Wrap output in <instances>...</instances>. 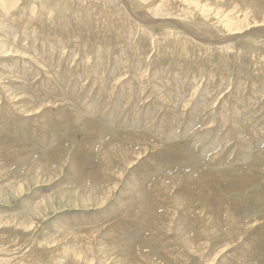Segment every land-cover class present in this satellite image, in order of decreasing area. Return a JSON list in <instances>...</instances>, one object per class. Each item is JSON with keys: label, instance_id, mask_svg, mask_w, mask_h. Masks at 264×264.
I'll use <instances>...</instances> for the list:
<instances>
[{"label": "rangeland", "instance_id": "1", "mask_svg": "<svg viewBox=\"0 0 264 264\" xmlns=\"http://www.w3.org/2000/svg\"><path fill=\"white\" fill-rule=\"evenodd\" d=\"M0 264H264V0H0Z\"/></svg>", "mask_w": 264, "mask_h": 264}, {"label": "bare ground", "instance_id": "2", "mask_svg": "<svg viewBox=\"0 0 264 264\" xmlns=\"http://www.w3.org/2000/svg\"><path fill=\"white\" fill-rule=\"evenodd\" d=\"M160 26V25H159ZM164 28V27H163ZM254 29V28H253Z\"/></svg>", "mask_w": 264, "mask_h": 264}]
</instances>
